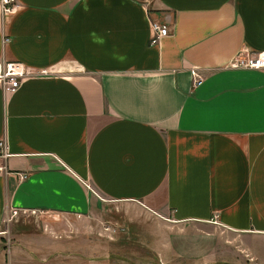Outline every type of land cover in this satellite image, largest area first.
I'll list each match as a JSON object with an SVG mask.
<instances>
[{"label":"crops","instance_id":"crops-1","mask_svg":"<svg viewBox=\"0 0 264 264\" xmlns=\"http://www.w3.org/2000/svg\"><path fill=\"white\" fill-rule=\"evenodd\" d=\"M16 6L0 0V64L53 74L0 88V225L103 202L264 239V70L228 67L264 52V0Z\"/></svg>","mask_w":264,"mask_h":264},{"label":"rangeland","instance_id":"rangeland-1","mask_svg":"<svg viewBox=\"0 0 264 264\" xmlns=\"http://www.w3.org/2000/svg\"><path fill=\"white\" fill-rule=\"evenodd\" d=\"M102 204L87 217L9 216L0 225V264H264L263 238Z\"/></svg>","mask_w":264,"mask_h":264},{"label":"built area","instance_id":"built-area-1","mask_svg":"<svg viewBox=\"0 0 264 264\" xmlns=\"http://www.w3.org/2000/svg\"><path fill=\"white\" fill-rule=\"evenodd\" d=\"M2 4L5 13H12L17 9L16 0H2ZM168 35L169 28L166 25L153 22L151 45L158 44L162 39L166 38ZM229 68L235 70L252 71L264 70V52L249 57H241L240 55H238L230 63ZM51 74H53L52 70H36L23 64L22 62H4L3 64H0V88H2L5 93L13 94L21 87V85L26 80L35 77L48 76ZM193 77L195 78V86H200L203 81L202 77L196 72H193ZM8 157V146L6 142L0 141V158L6 159ZM2 172H6V169L5 167L0 166V173ZM21 177L24 179L25 176L23 175ZM18 214V210L12 211V217L17 216Z\"/></svg>","mask_w":264,"mask_h":264}]
</instances>
